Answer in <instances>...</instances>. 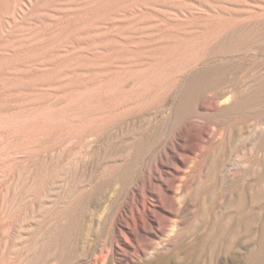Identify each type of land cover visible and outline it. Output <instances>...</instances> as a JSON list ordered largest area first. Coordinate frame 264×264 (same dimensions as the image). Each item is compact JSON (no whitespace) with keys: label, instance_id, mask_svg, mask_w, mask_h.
Listing matches in <instances>:
<instances>
[{"label":"rangeland","instance_id":"374dc122","mask_svg":"<svg viewBox=\"0 0 264 264\" xmlns=\"http://www.w3.org/2000/svg\"><path fill=\"white\" fill-rule=\"evenodd\" d=\"M27 1L0 0V41L56 24L81 0H33L30 14ZM153 6L117 57L125 66L163 56L159 41L233 23L156 99L14 156L0 174L4 264H264V0ZM0 108H24L21 95L0 86Z\"/></svg>","mask_w":264,"mask_h":264},{"label":"bare ground","instance_id":"6f19581e","mask_svg":"<svg viewBox=\"0 0 264 264\" xmlns=\"http://www.w3.org/2000/svg\"><path fill=\"white\" fill-rule=\"evenodd\" d=\"M154 1L81 0L63 11L51 27L36 25L27 36L10 33L1 38L0 86L3 91L10 89L21 95L24 108H0V174L12 171L16 155L30 154L41 145L75 133L101 130L112 121L111 110L120 109L126 102L140 105L156 99L171 77L199 60L220 29L233 23L221 19L206 35L194 33L174 41H157L163 56L151 58L147 64L125 66L117 57L129 47L127 37L136 38L143 32L147 23L144 14L149 13ZM34 4L27 1L26 13L32 12ZM132 52L140 54L137 49ZM155 236L151 235L139 253L153 247ZM4 262L1 256L0 264Z\"/></svg>","mask_w":264,"mask_h":264}]
</instances>
